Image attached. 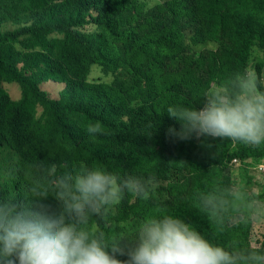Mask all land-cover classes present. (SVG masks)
<instances>
[{
  "label": "trees",
  "instance_id": "16d2710c",
  "mask_svg": "<svg viewBox=\"0 0 264 264\" xmlns=\"http://www.w3.org/2000/svg\"><path fill=\"white\" fill-rule=\"evenodd\" d=\"M263 2L0 0V197H32L52 165L100 163L157 183L148 200L126 194L93 227L131 237L164 206L199 225L207 214L197 193L213 187L217 169L260 153L230 152L220 138H175L167 130L180 123L167 108H201L206 90L248 66L251 48L264 47ZM94 68L112 79L89 80ZM4 84L18 85L20 97ZM48 85L60 86L57 97ZM96 122L103 134L89 135ZM44 202L56 206L51 196Z\"/></svg>",
  "mask_w": 264,
  "mask_h": 264
},
{
  "label": "clouds",
  "instance_id": "9594fccd",
  "mask_svg": "<svg viewBox=\"0 0 264 264\" xmlns=\"http://www.w3.org/2000/svg\"><path fill=\"white\" fill-rule=\"evenodd\" d=\"M180 123L168 134L185 140L229 139L247 146L264 144V72L255 64L226 76L203 94V106L184 103L167 108ZM89 135L103 134L100 122ZM52 177L30 198L0 197V262L2 264H264V248L238 242L221 244L166 206L141 222L131 237L109 235L102 221L126 194L150 198L155 175H122L100 163L52 165ZM53 197L56 206L44 201ZM202 211L218 224L264 225V199L244 182L216 185L197 193ZM117 255L127 259L116 258Z\"/></svg>",
  "mask_w": 264,
  "mask_h": 264
},
{
  "label": "rangeland",
  "instance_id": "374dc122",
  "mask_svg": "<svg viewBox=\"0 0 264 264\" xmlns=\"http://www.w3.org/2000/svg\"><path fill=\"white\" fill-rule=\"evenodd\" d=\"M151 2V0H146ZM155 0H153L154 2ZM258 22L259 26L264 27V2L262 4L260 13L258 11ZM12 24H7L4 26V30L13 29ZM209 48L214 47V45H208ZM255 64L256 68L261 65V72H264V47L261 43L257 42L250 51L249 63L248 65ZM112 79L111 75L104 76L99 68H94L90 75L89 80L96 81H110ZM8 89L10 95L14 99L20 97V88L16 84L3 85ZM45 90L49 91L52 97H57V94L53 92L57 91L60 86L55 85L51 88V85L47 86ZM227 144L224 147L232 152L239 151L242 147H247L254 149L260 155H255L250 157L253 161L249 164L230 165L226 170L217 169L216 175L213 178V187L216 185H226V177H230V183L244 182L250 192L254 196H259V198L264 199V167L260 169V166H264V144L260 147L247 146L240 143L232 142L229 139H224ZM198 229H200L209 239H213L218 243L227 244L238 242L242 245L250 246L252 248H264V225H257L255 223H235V222H225L224 224H218L209 215L205 216L199 225L194 224Z\"/></svg>",
  "mask_w": 264,
  "mask_h": 264
},
{
  "label": "built area",
  "instance_id": "2783aa9c",
  "mask_svg": "<svg viewBox=\"0 0 264 264\" xmlns=\"http://www.w3.org/2000/svg\"><path fill=\"white\" fill-rule=\"evenodd\" d=\"M233 163H234V164H239V161H238L237 159H234V160H233ZM263 167H264V166H260V169H263Z\"/></svg>",
  "mask_w": 264,
  "mask_h": 264
}]
</instances>
